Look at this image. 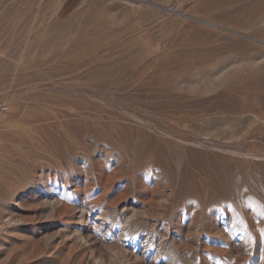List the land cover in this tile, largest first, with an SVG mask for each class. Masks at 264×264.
Here are the masks:
<instances>
[{"label": "rangeland", "instance_id": "374dc122", "mask_svg": "<svg viewBox=\"0 0 264 264\" xmlns=\"http://www.w3.org/2000/svg\"><path fill=\"white\" fill-rule=\"evenodd\" d=\"M0 52V99L9 103L0 116V264H152L144 247L118 235V213L126 208L130 216L135 208L140 220L155 223L175 205L183 210L197 195L211 197L217 177L221 192L253 202L217 210L233 213L235 231L247 241L219 235L221 213L212 228L202 222L189 231L192 218L204 215L194 206L173 224L163 219L165 236L156 241L173 236L184 254L197 250L193 264H264V0H0ZM172 126L192 133L186 153L163 135ZM198 135L204 146L197 147ZM47 136L56 137L53 145L44 146ZM45 147L63 152L64 176ZM84 159L93 163L92 175L79 167ZM46 193L58 199L52 211ZM80 207L89 211L84 244L67 230L80 226ZM105 212L117 215L119 227L98 218ZM246 213L254 215L249 227Z\"/></svg>", "mask_w": 264, "mask_h": 264}, {"label": "bare ground", "instance_id": "6f19581e", "mask_svg": "<svg viewBox=\"0 0 264 264\" xmlns=\"http://www.w3.org/2000/svg\"><path fill=\"white\" fill-rule=\"evenodd\" d=\"M172 1V0H171ZM196 2V1H195ZM57 3H61V1H59V2H57ZM56 4V3H55ZM126 4V3H125ZM261 6H262V4H260ZM135 6V5H134ZM137 9V8H136ZM142 9V8H141ZM120 10V9H119ZM171 10V9H170ZM173 10V9H172ZM59 11V10H58ZM51 13H52V11H51ZM136 13V12H135ZM53 14H55V13H53ZM105 14V13H104ZM52 15V14H51ZM135 15V14H134ZM103 16V15H102ZM128 16V15H127ZM140 16V15H139ZM130 19V18H129ZM135 19H137V18H135ZM118 20V19H117ZM101 22V21H100ZM122 22V21H121ZM139 22V21H138ZM263 22V21H262ZM116 23H117V21H116ZM126 23V22H125ZM124 23V24H125ZM103 24V23H102ZM123 24V23H122ZM109 25V24H108ZM98 27V26H97ZM1 53V52H0ZM261 57H263V56H261ZM95 59V58H94ZM261 59H263V58H261ZM98 60V59H97ZM100 60V59H99ZM249 60H251V59H249ZM264 60V59H263ZM13 61V60H12ZM32 61V60H31ZM114 61V60H113ZM248 61V60H247ZM101 62V61H100ZM112 62V61H111ZM110 62V63H111ZM252 62V61H251ZM250 62V63H251ZM258 61H256V63H257ZM93 64V63H92ZM109 64V63H108ZM21 65H22V63H21ZM93 66V65H92ZM109 66V65H108ZM103 67V66H102ZM255 67V66H254ZM101 68V67H100ZM108 68V67H107ZM95 68H92V71L94 70ZM254 69H256V67L254 68ZM107 70V69H106ZM111 70V69H110ZM215 70V69H214ZM251 70V69H250ZM253 70V69H252ZM261 70V69H260ZM119 71V70H118ZM199 71V70H198ZM207 71V70H206ZM216 71V70H215ZM219 71V70H218ZM99 72V71H98ZM105 72H107V71H105ZM104 72V73H105ZM102 73V72H101ZM198 73V72H197ZM215 73V72H214ZM119 74V73H118ZM199 74V73H198ZM218 74H220V73H218ZM111 75V74H110ZM217 75V74H216ZM92 76H94V74L92 75ZM91 76V77H92ZM99 76V75H98ZM115 76V75H114ZM224 76V75H223ZM95 77H96V75H95ZM100 77V76H99ZM99 77H97V78H99ZM203 77H205V76H203ZM210 77V76H209ZM225 78H226V76H224ZM228 77V76H227ZM231 77H233V76H231ZM211 78V77H210ZM229 78V77H228ZM181 79V78H180ZM212 79V78H211ZM229 80V79H228ZM93 81H94V78H93ZM98 81V80H97ZM101 81V80H100ZM221 81V80H220ZM217 82H218V80H217ZM223 82V81H222ZM227 82V81H226ZM224 83V82H223ZM192 84V83H191ZM209 84V83H208ZM215 84V83H214ZM225 84V83H224ZM59 85V84H58ZM210 85V84H209ZM216 85V84H215ZM62 86V85H61ZM189 86V85H188ZM206 86V85H205ZM224 87V86H223ZM65 88V87H64ZM185 88V87H184ZM187 88V87H186ZM212 88V87H211ZM85 89V88H84ZM87 89H88V87H87ZM95 89V88H94ZM183 89V88H182ZM212 89H214V88H212ZM190 90V89H189ZM199 90V89H198ZM207 90V89H206ZM206 90H203V93H204V91H206ZM85 91V90H84ZM90 91V90H89ZM180 91V90H179ZM200 91V90H199ZM80 92V91H79ZM190 92H192V91H190ZM198 92V91H197ZM214 92V91H213ZM202 93V94H203ZM207 93V92H206ZM77 94V93H76ZM95 96V95H94ZM93 98V97H92ZM174 103V102H173ZM181 103V102H180ZM181 104H183V103H181ZM35 106V105H34ZM172 106H173V104H172ZM181 106V105H180ZM36 107V106H35ZM52 107V106H51ZM53 108V107H52ZM115 108V107H114ZM120 108L121 107H119V111H120ZM41 109H42V106H41ZM116 109V108H115ZM168 109V108H167ZM183 109V108H182ZM39 110V109H38ZM47 110V109H46ZM96 110V109H95ZM125 110V109H124ZM37 111V110H36ZM33 112V111H32ZM38 112V111H37ZM45 112V111H44ZM34 113V112H33ZM32 113V114H33ZM43 113V112H42ZM168 113V112H167ZM47 114V113H46ZM94 114V113H93ZM92 114V115H93ZM120 114V113H119ZM122 114V113H121ZM124 114V113H123ZM130 114V113H129ZM4 115V114H3ZM42 115V114H41ZM108 115H111V114H108ZM115 115V114H114ZM141 115V114H140ZM36 116V115H35ZM78 116V115H77ZM89 116V115H88ZM97 116V115H96ZM103 116V115H102ZM134 116H135V114H134ZM142 116V115H141ZM38 117V116H37ZM50 117H51V115H50ZM79 117V116H78ZM122 117V116H121ZM174 117V116H173ZM42 118V117H41ZM45 118V117H44ZM48 118V117H47ZM114 118V117H113ZM132 118V117H131ZM161 118V117H160ZM164 118H165V116H164ZM253 118V117H252ZM83 119V118H82ZM90 119V118H89ZM135 119V118H134ZM49 120H51V119H49ZM53 120H55V119H53ZM57 120V119H56ZM55 120V121H56ZM79 120V119H78ZM114 120V119H113ZM133 120V119H132ZM132 120H130V121H132ZM174 120V119H173ZM176 120V119H175ZM52 121V120H51ZM50 121V122H51ZM58 121H59V119H58ZM57 121V122H58ZM91 121V120H90ZM95 121V120H94ZM99 121V120H98ZM136 121V120H135ZM53 122V121H52ZM62 122V121H61ZM60 122V123H61ZM126 122H128V119H127V121ZM138 123H140L141 124V119L139 120V121H137ZM264 122V121H263ZM43 123V122H42ZM64 123H65V121H64ZM68 123V122H67ZM66 123V124H67ZM84 123V122H83ZM107 123V122H106ZM105 123V124H106ZM118 123H119V121H118ZM143 123V122H142ZM164 123V122H163ZM112 124V123H111ZM169 124V123H168ZM172 124V123H171ZM257 124H259V120H258V118H253L252 120H251V122H250V126L251 127H255V126H257ZM23 125V124H22ZM59 125V124H58ZM68 125H69V123H68ZM78 125V124H77ZM92 125V124H91ZM95 125V124H94ZM100 125V124H99ZM117 125V124H116ZM143 125H145L146 127H148V128H150V129H154V127L152 128L151 126H152V124L150 123V122H148V120L147 121H145V123H143ZM156 125V124H155ZM163 125V124H162ZM18 126V125H17ZM37 126V125H36ZM43 126V125H42ZM45 126V125H44ZM52 126V125H51ZM64 126H67V125H64ZM101 126V125H100ZM126 126V125H125ZM22 127V126H21ZM28 127H29V125H28ZM72 127V126H71ZM93 127V126H92ZM98 127V126H97ZM159 127V126H158ZM249 127V126H248ZM17 128V127H16ZM15 128V129H16ZM33 128V127H32ZM48 128V127H47ZM50 128V127H49ZM63 128V127H62ZM68 128V127H67ZM95 128V127H94ZM115 128V127H114ZM144 128V127H143ZM20 129V128H19ZM51 129V128H50ZM49 129V130H50ZM56 129H57V127H56ZM64 129V128H63ZM137 129H138V127H137ZM146 129V128H145ZM159 129H160V127H159ZM168 129H169V127H168ZM29 130V129H28ZM59 130H60V128H59ZM99 130V129H98ZM101 130V129H100ZM131 130H133V129H131ZM141 130V129H140ZM143 130V129H142ZM165 130H166V128H165ZM16 131V130H15ZM65 131H67V130H65ZM80 131H82V130H80ZM158 131V130H157ZM161 131V130H160ZM167 131V130H166ZM186 131H189V130H186ZM206 131V130H205ZM20 132V131H19ZM41 132V131H40ZM67 132H69V130L67 131ZM66 132V133H67ZM78 132V131H77ZM83 132V131H82ZM86 132V131H85ZM117 132H118V130H117ZM124 132V131H123ZM127 132H128V130H127ZM143 132V131H142ZM141 132V133H142ZM30 133V132H29ZM105 133H106V131H105ZM110 133V132H109ZM108 133V134H109ZM205 133V132H204ZM25 134H27V132L25 133ZM32 134V133H31ZM49 134V133H48ZM58 134V133H57ZM63 134V133H62ZM76 134H78V133H76ZM100 134V133H99ZM113 134V133H112ZM143 134V133H142ZM192 134V133H191ZM190 134V135H191ZM208 134H210V133H208ZM211 134H215V139H217V140H219V135H217V132H214V133H212L211 132ZM11 135V134H10ZM19 135V134H18ZM54 135V134H53ZM100 135H102V134H100ZM131 135V134H130ZM141 135V134H140ZM152 135V134H151ZM161 135H162V133H161ZM163 135L164 136H166V138L167 139H169V140H172L173 142H175L176 144H178L179 146H180V149H181V151H183V152H185L186 150H188V149H191V148H189L188 146H190V145H192L193 146V144L191 143V141H190V135H188V134H186L184 131H182L180 128H178L177 126L175 127V126H172L171 127V129L169 130V131H167V132H163ZM95 136V135H94ZM111 136V135H110ZM192 136V135H191ZM202 136L203 135H198L196 138V145H197V147L199 146V147H201V146H204V142L202 141ZM12 137V136H11ZM20 137V136H19ZM34 137V136H33ZM55 136H47V137H45V144H44V146L45 145H47V146H50V145H53V142H54V139L56 138H54ZM106 137V136H105ZM114 137V136H113ZM122 137V136H121ZM142 137V136H141ZM234 137H236V138H238L237 136H234ZM13 138V137H12ZM59 138V137H58ZM69 138V137H68ZM108 138V137H107ZM116 138V137H115ZM114 138V139H115ZM132 138V137H131ZM130 138V139H131ZM140 138V137H139ZM161 138H162V136H161ZM165 138V137H164ZM206 138V137H205ZM208 138H210V137H208ZM9 139V138H8ZM70 139V138H69ZM83 139V138H82ZM87 139V138H86ZM117 139V138H116ZM122 139V138H121ZM129 139V140H130ZM146 139V138H145ZM144 139V140H145ZM154 139H155V137H154ZM158 139V138H157ZM160 139V138H159ZM192 139V138H191ZM10 140H11V138H10ZM22 140V139H21ZM31 140V139H30ZM62 140V139H61ZM90 140V139H89ZM132 140V139H131ZM156 140V139H155ZM161 140H163V139H161ZM23 141V140H22ZM26 141V140H25ZM36 141H37V139H36ZM56 141H58V140H56ZM69 141V140H68ZM71 141V140H70ZM87 141V140H86ZM108 141V140H107ZM121 141V140H120ZM146 141H148V140H146ZM164 141V140H163ZM204 141H207V140H204ZM212 141V140H211ZM6 142H7V140H6ZM15 142V141H14ZM21 142V141H20ZM24 142V141H23ZM117 142V141H116ZM127 142H129V141H127ZM217 142V141H216ZM16 143V142H15ZM22 143V142H21ZM41 143V142H40ZM47 143V144H46ZM56 143V142H55ZM72 143H74V142H72ZM76 143V142H75ZM86 143H88V145L91 147V148H89V149H91L90 151H91V154H92V158H96L97 159V154H96V152H97V150H96V152H95V149H93V147H92V143L89 141V142H86ZM9 144V143H8ZM18 144V143H17ZM27 144V143H26ZM32 144H33V142H32ZM77 144V143H76ZM142 144V143H141ZM151 144H152V142H151ZM211 144V143H210ZM12 145V144H11ZM19 146H20V144H18ZM57 145V144H56ZM78 145V144H77ZM139 145V144H138ZM195 145V144H194ZM13 146V145H12ZM23 146V145H22ZM43 146V145H42ZM43 146V147H44ZM55 146V145H54ZM58 146V145H57ZM69 146V145H68ZM93 146H95V145H93ZM107 146V145H106ZM109 146V145H108ZM118 146V145H117ZM143 146V145H142ZM170 146H172V145H170ZM170 146L168 147V149H171L170 148ZM211 146V145H210ZM11 147V146H10ZM37 147V146H36ZM86 147V149H87V146H85ZM110 147V146H109ZM120 147H123V145L122 146H120ZM21 148V147H20ZM45 148H47L48 149V151H49V155L50 156H54V157H57L56 159H55V161H54V164H56L55 166H56V168L54 169L55 171H57L58 172V174L60 175H62V176H64V171L62 170V168L60 167L61 165H59V160H58V157L60 158L61 156H62V154H63V152H61V150L60 149H58L57 147H45ZM117 148V147H116ZM128 148V147H127ZM142 148V147H141ZM194 148H195V146H194ZM22 149V148H21ZM39 149V148H38ZM85 149V150H86ZM114 149V148H113ZM124 149V148H123ZM196 149V148H195ZM194 149V150H195ZM216 149V148H215ZM33 150V149H32ZM31 150V151H32ZM64 150V149H63ZM104 150V149H103ZM129 150V149H128ZM193 150V151H194ZM198 150V149H197ZM202 150V149H201ZM211 149H209V151H210ZM26 151V150H25ZM38 151V150H37ZM46 151V150H45ZM71 151V150H70ZM69 150H68V152H70ZM87 151V150H86ZM102 151V150H101ZM111 151V150H110ZM109 151V152H110ZM115 151V150H114ZM124 151H126V150H124ZM146 151H147V149H146ZM152 151V150H151ZM171 151H174V150H171ZM180 151V152H181ZM214 151V150H213ZM4 152H5V150H4ZM8 152V151H7ZM33 152V151H32ZM109 152H106V154H108ZM175 152V151H174ZM201 152V151H200ZM208 152V151H207ZM16 153V152H15ZM29 153V152H28ZM45 153H47V152H45ZM86 153V152H85ZM90 153V152H89ZM102 153V152H101ZM135 153V152H134ZM147 153H149V151H147ZM186 153V152H185ZM184 153V154H185ZM230 153V152H229ZM214 154V153H213ZM218 154V153H217ZM8 155H10V154H8ZM34 155V154H33ZM64 155V154H63ZM66 155V154H65ZM70 155H71V153H70ZM70 155H69V157H70ZM87 155V154H86ZM105 155V154H104ZM109 155L111 156V154L109 153ZM140 155V154H139ZM144 155V154H143ZM186 155V154H185ZM205 155H207V153L205 154ZM11 156V155H10ZM43 156V155H42ZM106 156V155H105ZM113 156H114V154H113ZM147 156V155H146ZM191 156V155H190ZM204 156V155H203ZM216 156H218V155H216ZM25 157V156H24ZM36 157V156H35ZM47 157H48V155H47ZM69 157H68V160H70L69 159ZM87 158H90V157H88V155L86 156ZM102 157V156H101ZM108 157V156H107ZM115 157V156H114ZM117 159H118V157H120V156H118V154H117ZM133 157V156H132ZM140 157H141V155H140ZM144 157V156H143ZM185 157V156H184ZM206 157V156H205ZM213 157V156H212ZM244 157V156H243ZM14 158V157H13ZM52 158V157H51ZM67 158V157H66ZM121 158V157H120ZM123 158V157H122ZM122 158H121V160H122ZM145 158V157H144ZM189 158V157H188ZM187 158V159H188ZM208 158H210V157H208ZM218 158V157H217ZM64 159V158H63ZM106 159V158H105ZM149 159V158H148ZM195 159V158H194ZM201 159V158H200ZM15 160V159H14ZM17 160V159H16ZM19 160V159H18ZM22 160H23V158H22ZM27 160V159H26ZM29 160V159H28ZM91 160V159H90ZM93 160V159H92ZM101 160V159H100ZM107 160V159H106ZM109 160V159H108ZM110 160H111V158H110ZM119 160V159H118ZM192 160H193V157H192ZM211 160V159H210ZM215 160V159H214ZM9 161V160H8ZM13 161V160H12ZM37 161V160H36ZM75 161V160H74ZM77 161V160H76ZM94 161H96V160H93V161H91V162H94ZM102 161V160H101ZM130 161V160H129ZM198 161V160H197ZM207 161V160H206ZM219 161V160H218ZM63 162V161H62ZM61 162V163H62ZM89 162V161H88ZM87 162V160L86 159H84L83 160V164L81 165V166H79V167H81V168H83L84 167V171L86 170V172L88 173V174H91L92 175V173H93V163H88ZM99 163V160L98 161H96V163ZM104 162H106V161H104ZM118 162V161H117ZM132 162V161H131ZM147 162V161H146ZM151 162V161H150ZM149 162V163H150ZM154 162V161H153ZM152 162V163H153ZM177 162V161H176ZM7 163H9V162H7ZM11 163V162H10ZM14 163V162H13ZM30 163V162H29ZM36 163V162H35ZM38 163V162H37ZM47 163V162H46ZM72 163V162H71ZM76 163V162H75ZM121 163V162H120ZM142 163V162H141ZM189 163V162H188ZM187 163V164H188ZM197 163H199V162H197ZM201 163V162H200ZM40 164V163H39ZM42 164V163H41ZM125 164V163H124ZM147 164H148V162H147ZM155 164V163H154ZM153 164V165H154ZM121 165V164H120ZM151 164H149V166H150ZM183 165L184 164H182V162L180 161L179 163H178V166H177V172L179 173V174H181V172H182V170H183ZM194 165H195V163H194ZM51 166V165H50ZM64 166V165H63ZM123 166V165H122ZM126 166V165H125ZM156 166V165H155ZM185 166V165H184ZM196 166V165H195ZM201 166V165H200ZM213 167L214 168V171H216L215 173H217L216 174V176H218V174H219V163L218 162H214V163H212V165H209V167ZM34 167V166H33ZM45 167V166H44ZM71 167H72V165H71ZM76 167V166H75ZM144 166H142V168H143ZM192 167V166H191ZM203 167V166H202ZM3 168V167H2ZM7 168V167H6ZM43 168V167H42ZM74 168V167H73ZM147 168V167H146ZM149 168V167H148ZM193 168V167H192ZM40 169V168H39ZM50 169V168H49ZM124 169V168H123ZM140 169V168H139ZM150 169V168H149ZM149 169H148V171H149ZM154 169H155V167H154ZM161 169V168H160ZM209 169V168H208ZM14 170V169H13ZM17 170V169H16ZM27 170V169H26ZM29 170V169H28ZM27 170V171H28ZM35 171H36V168L34 169ZM53 170V169H52ZM95 170V169H94ZM102 170H104V169H102ZM107 170V169H106ZM150 170H152V169H150ZM40 171V170H39ZM74 171V170H73ZM96 171V170H95ZM94 171V172H95ZM123 171V170H122ZM125 171H126V169H125ZM124 171V172H125ZM140 171V170H139ZM147 171V172H148ZM155 171V170H154ZM187 171V170H186ZM209 171H211V170H209ZM22 172H23V170H22ZM46 172H48V171H46ZM45 172V173H46ZM52 172V171H51ZM54 172V171H53ZM77 172V171H76ZM75 172V173H76ZM129 172V171H128ZM204 172V171H203ZM212 172V171H211ZM28 173H30L29 171H28ZM44 173V174H45ZM99 173V172H98ZM126 173V172H125ZM131 173V172H130ZM140 172H138L137 174H139ZM143 173H144V171H143ZM149 173H150V171H149ZM192 173V172H191ZM199 173V172H198ZM27 174V173H26ZM41 174V173H40ZM48 174V173H47ZM46 174V175H47ZM54 174V173H53ZM97 174V173H96ZM95 174V175H96ZM101 174V173H100ZM134 174V173H133ZM141 174V173H140ZM154 174V173H153ZM195 174V173H194ZM202 174V173H201ZM211 174V173H210ZM20 175V174H19ZM38 175H39V173H38ZM48 175H50V174H48ZM56 175V174H55ZM78 175V174H77ZM144 175V174H143ZM145 175H147V174H145ZM149 175V174H148ZM154 175H156V172H155V174ZM153 175V176H154ZM193 175V174H192ZM207 175V174H206ZM208 175H209V173H208ZM213 175H214V173H213ZM220 175V174H219ZM62 176H60V178L62 177ZM89 176V175H88ZM137 176H139V175H137ZM151 176V175H150ZM149 176V177H150ZM157 176V175H156ZM187 176V175H186ZM43 177V176H42ZM56 177V176H55ZM57 177H59V176H57ZM95 177H97V176H95ZM94 177V178H95ZM101 177V176H100ZM100 177H98L99 178V180H101V178ZM194 177V176H193ZM193 177H191V178H193ZM214 177V176H213ZM222 177V176H221ZM37 178H38V176H37ZM91 178H93V177H91ZM130 178V177H129ZM133 178V177H132ZM139 179L141 178L140 176L138 177ZM145 178V177H144ZM147 178V177H146ZM159 178V177H158ZM211 178V177H210ZM218 179H217V184L215 185V191H214V193H213V195L210 197V196H208L207 195V193H206V195L208 196V197H205V198H203L202 196L201 197H199V195H197L196 193H195V195H197V196H195V197H193V199L190 201V202H188V200L186 201V204L184 205V207H182V208H184L183 210L181 209V207H179V205L177 206V205H175V207L173 208V210L171 211V212H169V213H167L166 215H163V214H161L162 216L161 217H157V218H155L154 220H155V223H151V224H149V223H147L145 220H140L139 218H140V216L139 215H141V212H139V211H137V210H135V208H132V210H133V212H132V215H128V212H126V211H124V209H126V208H124L123 209V211H120L121 213H118V216L120 217V220H121V222L122 223H124V226H120L119 227V225L120 224H118V222H117V219L114 217V216H117V215H111V214H109V212H105V213H102V214H100L99 216H98V218L99 219H102L103 220V222L106 224L107 222H109V223H111V225H112V227H110L111 228V230H113L112 228H114L116 225L120 228L119 229V234L118 235H120L122 238H124V239H128V241H131V242H133V244H134V246H135V248L137 249L138 247L137 246H142V247H144V249H143V253L145 254V257H149L150 255H151V257H152V264H193L194 263V258H195V255H196V253L198 252L197 250H189L188 249V252H186L185 254L182 252V247L181 246H179V245H177L176 243H175V241H174V237L173 236H170V240L171 241H165V239H164V241H160V242H157L156 240L158 239V237L160 238V237H162V236H165L164 234H163V232H162V230H161V228H159V226H161V221L163 220V219H167L168 221V223L169 224H173L174 223V219H175V217H174V215H180V216H182V217H184V218H186L187 216H189L188 215V213L190 212V210H191V208L194 206L195 208H197L198 210H200L201 212L202 211H204V215L203 216H201L202 218H200V217H194V218H192V220L189 222V224H188V226H187V229H189V231H191V230H193L199 223H206L208 226H209V228H212L213 226H214V219L216 218V217H218V215H219V213H221L220 214V219L222 220V224H226L225 225V228L223 229H220L221 231H219V235H221V237H225V238H231L232 239V241L233 240H238L239 242H241V243H245L246 241H247V235H246V233L245 232H240V234L241 235H239V232H237V231H235V226H233V224H234V219H236V218H234L233 219V213H231V211L229 212V209H230V206L232 207V205H233V203L234 202H241V203H243V205H248V203H253L252 201H251V199L249 200L248 199V197H246V195L245 196H243V197H239V195L237 196V195H232V194H229L228 192H221L220 190H219V177H217ZM36 179V178H35ZM128 179V178H127ZM178 179V178H177ZM188 179V178H187ZM187 179H186V181H187ZM98 180V181H99ZM146 180V179H145ZM156 180V179H155ZM215 180V179H214ZM222 180V179H221ZM225 180V179H224ZM37 181V180H36ZM97 181V179H95V181L94 182H96ZM104 180H102V182H103ZM129 181V180H128ZM131 181V180H130ZM138 181V180H137ZM136 181V182H137ZM141 181V180H140ZM140 181H139V185H140ZM192 181V180H191ZM223 181V180H222ZM227 181V180H226ZM34 182H35V180H34ZM55 182V181H54ZM66 182H67V180H66ZM135 182V183H136ZM143 182V181H142ZM155 182H157V181H155ZM179 182V181H178ZM134 183V184H135ZM144 183V182H143ZM196 183H198V181L196 182ZM224 183H225V181H224ZM232 183V182H231ZM35 184V183H34ZM36 184H37V182H36ZM102 184V183H101ZM128 184V183H127ZM157 184H159V183H157ZM205 184V183H204ZM211 184V183H210ZM230 184V183H229ZM234 184V183H233ZM103 185H104V183H103ZM139 185H138V187H139ZM155 185V184H154ZM161 185V184H160ZM185 185V184H184ZM192 185V184H191ZM196 185V184H195ZM212 185V184H211ZM37 186V185H36ZM39 186V185H38ZM101 186V185H100ZM128 186V185H127ZM130 186V185H129ZM129 186H128V188H129ZM134 186V185H133ZM144 186H145V184H144ZM147 186V185H146ZM149 186V185H148ZM186 186V185H185ZM206 186V185H205ZM227 186V185H226ZM236 186V185H235ZM234 186V187H235ZM238 186V185H237ZM257 186V185H256ZM141 187V186H140ZM151 187V186H150ZM255 187V186H254ZM145 188V187H144ZM143 188V189H144ZM154 188V187H153ZM161 188V187H160ZM196 188V187H195ZM222 188V187H221ZM139 189V188H138ZM184 189V188H183ZM236 188H234V190H235ZM129 190H130V188H129ZM134 190V189H133ZM140 190V189H139ZM142 190V189H141ZM146 190V189H145ZM144 190V191H145ZM155 190V189H154ZM189 190V189H188ZM197 190V189H196ZM227 190V189H226ZM231 190V189H230ZM233 190V191H234ZM143 191V190H142ZM141 191V192H142ZM149 191H150V189H149ZM182 191V190H181ZM200 191V190H199ZM229 191V190H228ZM232 191V190H231ZM232 191V192H233ZM236 191V190H235ZM129 192V191H128ZM136 192V191H135ZM166 192V191H165ZM213 192V191H212ZM211 192V193H212ZM219 192H221V193H219ZM139 193V192H138ZM151 193H153V192H151ZM155 193V192H154ZM154 193H153V196H154ZM158 193V192H157ZM160 193V192H159ZM231 193V192H230ZM133 194V193H132ZM136 194V193H135ZM139 194H141V193H139ZM187 194V193H186ZM209 194V193H208ZM235 194V193H234ZM237 194V193H236ZM5 195V194H4ZM210 195V194H209ZM0 196H2L1 195V193H0ZM15 196V195H14ZM44 196H45V198L44 199H46V204L48 205V207H49V209H50V211H52V210H54V208H55V206L57 205V202H58V199H57V197H55V196H53V195H50L49 193H46V194H44ZM137 196V195H136ZM160 196V195H159ZM189 196V195H188ZM193 196V195H192ZM254 196H256V195H254ZM139 197V196H138ZM252 197V196H251ZM260 197V196H259ZM262 197V196H261ZM189 198H190V196H189ZM208 198H210V199H208ZM2 199V198H1ZM13 200H15V198L13 199ZM167 200V199H166ZM254 200V199H253ZM262 200V199H261ZM3 201H5V200H3ZM131 201V200H130ZM255 201V200H254ZM260 201V200H259ZM0 202H1V200H0ZM6 202V201H5ZM8 202V201H7ZM176 204H177V202H176ZM220 204H226V206H227V204L229 205V209L227 208V209H224V208H221L222 209V212H219V211H217V210H219V205ZM3 205V204H2ZM242 205V204H241ZM242 205V206H243ZM124 206V205H123ZM131 206V205H130ZM171 206H172V204H171ZM249 206H251V205H249ZM256 206V205H255ZM259 206V205H258ZM132 207V206H131ZM137 207V206H136ZM252 207V206H251ZM253 207H254V205H253ZM261 207V206H260ZM77 208V207H76ZM75 208V209H76ZM79 208V207H78ZM81 208V207H80ZM196 209V210H197ZM256 209V208H255ZM46 210H48V209H46ZM143 210V209H142ZM195 210V211H196ZM234 210V209H233ZM248 210V209H247ZM258 210V209H257ZM158 211V210H157ZM166 211H167V209H166ZM170 211V210H169ZM244 211V210H243ZM91 212V211H90ZM143 212V211H142ZM249 212V211H248ZM253 212V211H252ZM51 213V212H50ZM158 213H159V211H158ZM157 213V214H158ZM200 213V212H199ZM250 213V212H249ZM78 214V219L77 220H79L80 221V226L79 225H74V226H72L70 229H67V230H69V232H70V235L72 234V233H75L74 234V239L77 241V242H79V244L80 243H82V244H84V243H86V236H85V234H86V232H87V230H88V224H89V222H88V215H89V211H87V209L86 208H81L80 210H79V212L77 213ZM88 214V215H87ZM144 214V213H143ZM247 215V226L249 227L250 225H251V220H253V216L254 215H252V214H250V216L248 215V213H246ZM49 215H51V214H49ZM146 215V214H145ZM159 216V215H158ZM77 217V216H76ZM263 217V216H262ZM261 217V218H262ZM241 218V217H240ZM264 218V217H263ZM144 219V218H143ZM147 219H150V218H147ZM217 219V218H216ZM151 220V219H150ZM185 220V219H184ZM259 220V219H258ZM152 221V220H151ZM120 223V222H119ZM202 223V224H203ZM252 224H254V223H252ZM101 225H103V224H101ZM116 226V227H117ZM86 227V228H85ZM149 227H151L150 229H149ZM203 227V226H202ZM207 227V226H206ZM44 228V227H43ZM66 228H68V227H66ZM65 228V229H66ZM138 229V230H137ZM166 230V229H165ZM217 230V229H216ZM252 230V229H251ZM242 231H243V229H242ZM246 231V230H245ZM68 232V231H67ZM68 232V233H69ZM108 232V231H107ZM118 232V231H117ZM261 232H263L264 233V231H261ZM143 233V234H142ZM169 234V233H168ZM64 235V234H63ZM257 235V234H256ZM255 235V236H256ZM260 235V234H259ZM52 237V236H51ZM70 237V236H69ZM260 237V236H259ZM64 238V237H63ZM68 238V237H67ZM71 238V237H70ZM163 238V237H162ZM169 238V237H168ZM262 238V237H261ZM254 239V238H253ZM259 239V238H258ZM163 240V239H162ZM261 240V239H260ZM234 242V241H233ZM132 245V244H131ZM244 245V244H243ZM188 247V246H187ZM196 247H198L199 248V246H196ZM252 247V246H251ZM134 248V249H135ZM254 248V247H253ZM127 251V250H126ZM134 251V250H133ZM184 251V250H183ZM127 253V252H126ZM132 252L130 251V254H131ZM124 254V253H123ZM198 254V253H197ZM125 255H127V254H125ZM144 257V256H143ZM262 258V257H261Z\"/></svg>", "mask_w": 264, "mask_h": 264}, {"label": "built area", "instance_id": "2783aa9c", "mask_svg": "<svg viewBox=\"0 0 264 264\" xmlns=\"http://www.w3.org/2000/svg\"><path fill=\"white\" fill-rule=\"evenodd\" d=\"M147 2H160L163 0H143ZM9 111V103L6 99H0V116L7 113ZM263 135H264V127H263Z\"/></svg>", "mask_w": 264, "mask_h": 264}]
</instances>
